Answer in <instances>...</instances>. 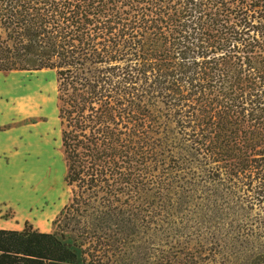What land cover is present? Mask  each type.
<instances>
[{
    "label": "trees",
    "instance_id": "trees-1",
    "mask_svg": "<svg viewBox=\"0 0 264 264\" xmlns=\"http://www.w3.org/2000/svg\"><path fill=\"white\" fill-rule=\"evenodd\" d=\"M43 70L71 197L0 264H264V0H0V73Z\"/></svg>",
    "mask_w": 264,
    "mask_h": 264
},
{
    "label": "rangeland",
    "instance_id": "rangeland-1",
    "mask_svg": "<svg viewBox=\"0 0 264 264\" xmlns=\"http://www.w3.org/2000/svg\"><path fill=\"white\" fill-rule=\"evenodd\" d=\"M54 71L0 73V227L43 232L71 197Z\"/></svg>",
    "mask_w": 264,
    "mask_h": 264
},
{
    "label": "crops",
    "instance_id": "crops-1",
    "mask_svg": "<svg viewBox=\"0 0 264 264\" xmlns=\"http://www.w3.org/2000/svg\"><path fill=\"white\" fill-rule=\"evenodd\" d=\"M0 204H1V197H0ZM0 229H6V228H1V227H0Z\"/></svg>",
    "mask_w": 264,
    "mask_h": 264
}]
</instances>
